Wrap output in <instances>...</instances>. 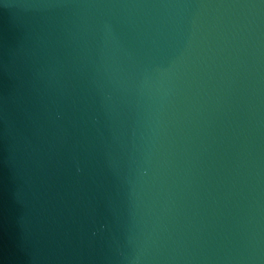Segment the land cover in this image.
Segmentation results:
<instances>
[{
  "label": "water",
  "instance_id": "obj_1",
  "mask_svg": "<svg viewBox=\"0 0 264 264\" xmlns=\"http://www.w3.org/2000/svg\"><path fill=\"white\" fill-rule=\"evenodd\" d=\"M0 264H264V0H0Z\"/></svg>",
  "mask_w": 264,
  "mask_h": 264
}]
</instances>
